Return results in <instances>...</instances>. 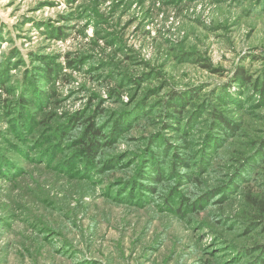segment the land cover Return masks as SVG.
I'll return each mask as SVG.
<instances>
[{
    "label": "rangeland",
    "instance_id": "rangeland-1",
    "mask_svg": "<svg viewBox=\"0 0 264 264\" xmlns=\"http://www.w3.org/2000/svg\"><path fill=\"white\" fill-rule=\"evenodd\" d=\"M0 264H264V0H0Z\"/></svg>",
    "mask_w": 264,
    "mask_h": 264
},
{
    "label": "trees",
    "instance_id": "trees-1",
    "mask_svg": "<svg viewBox=\"0 0 264 264\" xmlns=\"http://www.w3.org/2000/svg\"><path fill=\"white\" fill-rule=\"evenodd\" d=\"M52 72H53V71H52V68H50L49 71H48V73H47V76L50 77L51 75H53ZM239 76H240V75H239ZM240 78L243 79V76H240ZM218 123H219L220 125H223V126H226V127L230 128L229 124L227 123L226 118L223 117V116H220V117L218 118ZM90 131H91L90 134H91L92 138H93V137H97V138H101V137H102V134L100 133V130L96 129L93 125L90 126ZM90 134H89V135H90ZM95 146L98 147L99 144H98V142H96L95 140H93L91 146L89 147V150H90L93 154H96V151H95V150L93 151V149H94ZM251 201L255 203L254 200H251Z\"/></svg>",
    "mask_w": 264,
    "mask_h": 264
}]
</instances>
